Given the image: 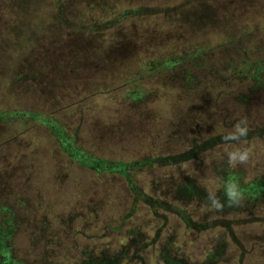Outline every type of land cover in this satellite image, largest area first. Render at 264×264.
<instances>
[{"label":"rangeland","instance_id":"374dc122","mask_svg":"<svg viewBox=\"0 0 264 264\" xmlns=\"http://www.w3.org/2000/svg\"><path fill=\"white\" fill-rule=\"evenodd\" d=\"M60 1L0 0V102H9L12 112L26 109L24 113L38 108L39 100L44 103L36 112L37 120L21 115L11 117L10 123L0 122V262L264 264V213L243 203L225 204L222 211H216L207 199L210 194L220 198L225 185L224 178L213 171L215 167L224 175L241 176L242 185L264 180V99L256 106L253 100L243 105L232 99L231 103L218 91L225 112L227 108L232 111V121L222 122L226 115L218 114L217 101L212 98L210 102L209 96L210 106L196 119L198 102L193 107L188 102L187 107L175 105V98L167 97L163 88L165 76L159 74L163 69L154 66L181 57L194 46L232 49L247 36L252 45L237 51L234 60L241 71L250 73L229 91L230 98L248 94L255 73L264 76V0H216L214 19L224 27L204 30L186 29L177 19L167 18L162 0H73L76 13L108 23L103 29H92L88 36L98 38L91 40L89 56H79L78 62L84 77L98 75L93 79L100 84L93 91H75L78 95L69 101L64 94L72 88L66 79L54 82L47 76L51 65L69 58L62 53L60 41L44 35L39 46L46 48L38 49L32 63L48 77V99L36 95L34 101L27 100L16 93L18 87L14 91L5 87L12 84L18 68L25 69L30 61L24 53L15 71L6 70L5 64L16 60L9 44L22 26L25 32L16 39L26 47L33 31L37 34L39 28L49 27L53 7ZM102 3L105 13L100 16L97 11ZM142 6L149 7L147 13L136 16L134 11ZM124 13H129L127 19L110 25ZM229 21L235 29L225 28ZM228 34L238 43H230ZM104 49L115 57H99V50ZM95 55L97 63L91 62ZM82 84L87 86L85 80ZM137 91L146 95L130 102L128 94ZM190 92L196 95L194 87ZM48 118L60 124L63 135L91 158L90 165L62 149L58 137L47 129ZM241 120L249 129L247 137L224 141ZM196 122L199 126L195 127ZM196 129L207 147L191 155L194 145L201 144L193 138ZM237 148L250 151L248 164L228 163L227 153ZM183 153L190 156L183 160L179 158ZM100 160L127 168L131 163H145L121 174L98 168Z\"/></svg>","mask_w":264,"mask_h":264},{"label":"trees","instance_id":"16d2710c","mask_svg":"<svg viewBox=\"0 0 264 264\" xmlns=\"http://www.w3.org/2000/svg\"><path fill=\"white\" fill-rule=\"evenodd\" d=\"M158 1L161 2V0H158ZM162 1L166 4L165 7L162 6L164 8L163 9V13H165L164 15L167 18L173 17L177 19L178 23L183 28L189 29V27H196L199 30H204L206 28H210L212 26L214 27L216 25L217 27H221V28L224 27L221 24V22L217 23L214 19L215 18V12H214L215 7L213 5L215 4V2H217L216 0H211L210 2L209 0H201L199 5H198L199 0H180L181 3L176 6L175 5L173 6L169 2V0H162ZM75 5L76 4L73 0H61L57 8L53 7L54 14L51 15L50 17L49 27H45L47 29L39 28V31L37 34H34V31H33L32 33L33 36L31 37V40L27 43L26 47H22L21 44L18 42V39H16L18 34L25 32L21 26L20 33L18 31V34L16 33V36L12 38L9 44L10 49L14 57L16 58V60H13L14 62L12 61L10 62L9 60L7 62V65L5 64L4 68L6 70L11 71V73L15 71L16 65H18L16 63L23 57L24 53H27L26 57H29L30 61L29 60L26 61V66H25L26 70L18 68L20 69V72L16 73L15 79L14 81H12V84L10 86L5 85V87L8 90L12 89V91H14L18 87L19 90L16 93H21L25 97V99H27L28 97V99L31 101H34L33 97H37L40 95H41L40 97L48 99V96L46 93L48 92V89H49L48 88L49 85H46L47 84L46 80H48V77L51 79H54V82L58 80L66 79V82L68 83L67 87L69 86V88H72V90L71 92L67 91V95L66 94L64 95L65 97L66 96L68 97L69 101H72L71 97L78 95V93H76L75 91L80 92V91H84L83 89H89V88L91 91H93L94 88L98 86V84H100L94 81L93 79V78H96L98 75H92L91 79L89 77L88 78L84 77V74L81 73V69L83 66H81L78 62H79V56H83V57L89 56L87 50L92 49V47L90 46V42L93 38H98V35L88 36L91 33L92 29H95V30L103 29L105 27H108V23L107 24L103 22L98 23L96 19L94 20L88 19L87 17L89 16V14H86V15L84 14L83 16V13L82 15L76 13V11L74 10ZM89 5L91 6L90 3ZM104 6H105V3H102L99 6L100 9L97 12L100 14V16H102L105 13L103 10ZM221 6L222 5H220L219 7ZM219 7L217 8L219 9ZM148 8L149 7L142 6V7L137 8V12H135L134 10L133 11H134V14L138 16V14H143V13L146 14L148 11ZM152 13H154V9ZM128 15L129 13H124L123 15H119V18H117L118 20L116 21L113 20V22L111 21L110 25L111 26L120 25V20L127 19ZM105 19L106 18H104V21ZM225 24H227L225 28L229 26V28L235 29L233 27L234 25L231 24V21ZM55 32H57V35H55ZM84 33H86L87 36H85ZM44 35L46 36L48 40H50L51 38L52 39L54 38L60 41L63 45V48L61 50L62 53L64 52L69 58L67 62L63 61L61 64L57 63L54 65H51L49 67L50 68V72L48 73L49 75H47L48 77L46 78H44V75L40 67L37 65L34 67L35 64L32 63V59H33L32 57L34 55H36V57L38 58V53H39L38 49L43 50V48H46V46L45 47L39 46L43 42L40 37ZM228 35L232 38V41H230V43H233V42L238 43V41L235 40L233 34H228ZM245 37L239 41L238 46H236L235 48L233 47L232 49L226 46H217L211 49L203 45L196 46V47L194 46L191 49V51L185 53L181 57H171L165 63L163 64L161 63L160 65L152 64L156 68L163 69L164 71L163 72L160 70L161 73L159 72L158 73L159 74L163 73L165 76L163 79L164 81L162 85H163V88H166L165 92L167 94V97L172 95L171 98L174 97L176 101L175 105L181 104L186 107L188 106L187 102L192 107H193V103L195 104L196 102H198V110L195 111L196 119H200L199 116H200V113H202V111L205 112V109L207 108H204V107L210 106L207 102L208 99L211 102L212 98H215L217 101V105L215 106H217L218 107L217 109H219L216 111H218V114L226 115L225 118L223 119L221 118L222 122H224V119L225 120H227V118L230 119L233 115H232V111H230V108L226 109L227 113L225 112V109L223 108L224 106H226L224 103L225 101L222 100L221 97H219L218 91L223 92L224 97L227 98V100H229V102L231 103H232V99L235 100L236 103L237 102L243 103V105L246 104V102L253 100L252 103H254L256 106L257 101L264 99V92L258 95L259 91L264 90V76L260 77L259 71L255 73L256 74L255 78H253L252 80L253 84L251 83L253 86L251 85L252 86L251 91L248 94H241V95L238 94L236 98H230L229 90L231 91L234 90L232 86L238 85L241 81L245 80V76H248L250 73V70L241 71L240 65L236 64L234 60L236 58L234 54H237V51L242 52L243 49L245 51V49H248L250 45H252L253 43L252 41H249V39ZM99 40L100 42L104 41L102 38H100ZM71 41H73V43H71ZM230 43L228 44V46L229 45L231 46ZM0 45H1V40H0ZM249 50H252V49H249ZM228 51L229 53L231 52V54H229ZM227 53L229 55H227ZM255 53L257 52L254 51L250 55L252 56ZM110 55L114 56V53H110L107 49H104L103 51L99 50L98 56L101 57L102 59ZM98 56L97 55L93 56L95 59L92 60L91 62L97 63L98 58H99ZM91 65H94V64H91ZM147 66L148 64H146V67ZM251 66H252V69H254L253 65ZM84 67L86 68V67H91V66L88 64H84ZM61 72L65 74L61 75ZM261 72H262L261 75L262 74L264 75V61H263V67H262ZM197 79H199L198 82H197ZM83 80H85L87 83L86 87L82 84ZM201 81L203 85L199 84ZM3 85L4 84L1 83V86ZM225 86H231L232 89H226ZM193 87L195 89L196 95L190 92L192 91ZM42 92H44V94ZM87 92L88 91H86V93ZM187 94H189V96ZM144 95H146V93L137 91L136 93L130 92L127 97H129L130 102H133L134 100L135 101L139 100V98H144ZM197 96L198 98H195ZM256 98H258V100H256ZM27 100H25V103L28 105L29 101ZM9 105H10L9 102L5 104L0 102V109L5 108L4 112L0 114V122L10 123L11 117H16V116H21V115H25L26 117H29V119L37 120L40 115L37 114L36 112L38 110H41L44 107V103L42 104L39 100L38 108H36L34 111L30 110L29 112L24 113L26 109H23L22 111H19V112L9 111L7 108ZM49 121L53 122L52 125L51 123H49ZM230 121H232V119H230ZM47 123L49 126V128L47 127L48 131L51 133H54V135L58 137L60 144H62V149L65 148L66 151L69 152L73 157L78 158L84 165H86L87 164L86 160L90 159V157L82 153L80 149L76 148V146L74 147V141H70L65 135H63V132L61 130L62 129L61 125L57 124L55 121L49 118L47 119ZM193 125H195L196 127V126H199V123L196 122ZM257 128H261V127L258 126ZM196 134L199 135L200 137L202 136L198 129H196V133L193 138L196 139L197 142H201V144L194 145L193 149L191 150L192 151L191 155L192 153L194 152L197 153V151L205 149L207 147L206 145H204L201 138H198ZM187 155H188L187 153L186 154L183 153L179 155V158L184 160L186 159ZM173 158L174 157H171L170 160ZM174 160H177V159L174 158ZM100 162L101 163L97 165L98 168L123 174L122 172L111 170L113 162L106 161V160H100ZM144 163H145L144 161L131 163L126 170H130L132 169V167L136 165L141 166ZM213 171L217 175H221L224 178L222 182L227 181L230 177H235L232 174H227V175L222 174L221 172L223 171L218 169V167H215ZM236 179H238L240 183V187L246 193L247 198L243 202V205L244 206L247 205L248 208H251L252 206L255 205L261 210L262 213H264V186L262 188L263 190L261 191L260 190L257 191V187H256L259 184L264 185V180H258L249 185H242L241 176H239ZM222 187L223 189L221 190V197L219 199L223 203L226 200V197L224 195L225 185H223ZM253 191H255L256 193Z\"/></svg>","mask_w":264,"mask_h":264},{"label":"clouds","instance_id":"9594fccd","mask_svg":"<svg viewBox=\"0 0 264 264\" xmlns=\"http://www.w3.org/2000/svg\"><path fill=\"white\" fill-rule=\"evenodd\" d=\"M248 131L249 129L246 122L241 120L235 125L234 130L224 136L223 139L226 142H238L242 138L247 137ZM227 157L228 163L232 166L246 165L250 161L251 153L246 148L243 150L237 148L233 151H229L227 153ZM224 195L226 197V201L222 203L216 195L210 194L207 198L209 206L216 211H222L225 204L229 207L240 206L247 198L245 191L240 187V183L235 177H230L227 181H225Z\"/></svg>","mask_w":264,"mask_h":264},{"label":"flooded vegetation","instance_id":"af4514ba","mask_svg":"<svg viewBox=\"0 0 264 264\" xmlns=\"http://www.w3.org/2000/svg\"><path fill=\"white\" fill-rule=\"evenodd\" d=\"M87 161V164L86 165H90V163H91V158L90 159H88V160H86ZM94 162H96V161H94ZM123 167V168H122ZM122 168V169H121ZM127 168V167H126ZM126 168H125V165H123L122 163H114L113 162V164H112V167H111V170H114V171H118V172H122V173H124L125 172V170H126ZM118 169H120V170H118ZM263 185V184H262ZM264 186V185H263ZM253 192H255V191H253ZM256 193V192H255ZM226 201V200H225ZM224 201V202H225ZM5 259H6V257H5ZM0 264H10V263H7L6 261L4 262V261H1L0 262Z\"/></svg>","mask_w":264,"mask_h":264},{"label":"water","instance_id":"95a60500","mask_svg":"<svg viewBox=\"0 0 264 264\" xmlns=\"http://www.w3.org/2000/svg\"><path fill=\"white\" fill-rule=\"evenodd\" d=\"M97 163H99V162H97ZM122 168H123V167H122ZM122 168H121V169H122ZM125 168H126V167H125ZM118 170H120V169H118ZM256 187H257V191H259V190H260V191L263 190V189H262V188H263V185H260V184H259V185H257Z\"/></svg>","mask_w":264,"mask_h":264}]
</instances>
